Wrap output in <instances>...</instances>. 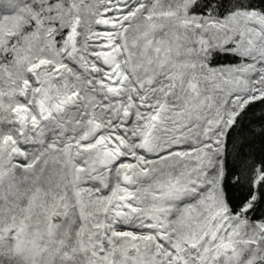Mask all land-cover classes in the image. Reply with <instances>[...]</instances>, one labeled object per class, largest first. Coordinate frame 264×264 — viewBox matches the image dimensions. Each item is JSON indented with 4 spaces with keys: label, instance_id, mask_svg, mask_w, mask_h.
<instances>
[{
    "label": "snow or ice",
    "instance_id": "6c2138e0",
    "mask_svg": "<svg viewBox=\"0 0 264 264\" xmlns=\"http://www.w3.org/2000/svg\"><path fill=\"white\" fill-rule=\"evenodd\" d=\"M0 264H264V0H0Z\"/></svg>",
    "mask_w": 264,
    "mask_h": 264
},
{
    "label": "trees",
    "instance_id": "16d2710c",
    "mask_svg": "<svg viewBox=\"0 0 264 264\" xmlns=\"http://www.w3.org/2000/svg\"><path fill=\"white\" fill-rule=\"evenodd\" d=\"M235 194H236V195H238V194H239V192H238V191H236V192H235Z\"/></svg>",
    "mask_w": 264,
    "mask_h": 264
}]
</instances>
